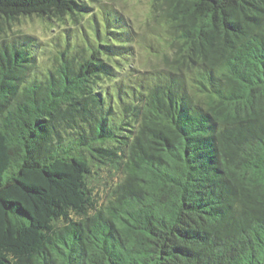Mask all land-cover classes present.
<instances>
[{
  "label": "trees",
  "instance_id": "trees-1",
  "mask_svg": "<svg viewBox=\"0 0 264 264\" xmlns=\"http://www.w3.org/2000/svg\"><path fill=\"white\" fill-rule=\"evenodd\" d=\"M145 1L0 0V264H264V0Z\"/></svg>",
  "mask_w": 264,
  "mask_h": 264
},
{
  "label": "rangeland",
  "instance_id": "rangeland-1",
  "mask_svg": "<svg viewBox=\"0 0 264 264\" xmlns=\"http://www.w3.org/2000/svg\"><path fill=\"white\" fill-rule=\"evenodd\" d=\"M109 1L111 5H114L119 11L129 16L134 26L138 31H143L145 28L143 24L146 21L148 3L145 0H104ZM60 26L49 24L42 21L39 18L26 19L21 21L19 25L13 28L11 34L16 32L31 34L37 39H45L54 34L55 31L59 30ZM66 27V26H65ZM18 34V33H17ZM152 59L151 54L147 51L144 45L137 44V62L138 65H144L148 59ZM100 191V190H99ZM102 196V193L100 192Z\"/></svg>",
  "mask_w": 264,
  "mask_h": 264
}]
</instances>
